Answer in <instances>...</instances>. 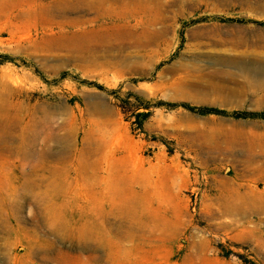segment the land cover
<instances>
[{
    "label": "rangeland",
    "instance_id": "rangeland-1",
    "mask_svg": "<svg viewBox=\"0 0 264 264\" xmlns=\"http://www.w3.org/2000/svg\"><path fill=\"white\" fill-rule=\"evenodd\" d=\"M213 14L243 20L185 24ZM252 18L264 0H0V52L31 65H0V264H264V120L151 105L139 128L117 98L264 110Z\"/></svg>",
    "mask_w": 264,
    "mask_h": 264
},
{
    "label": "trees",
    "instance_id": "trees-1",
    "mask_svg": "<svg viewBox=\"0 0 264 264\" xmlns=\"http://www.w3.org/2000/svg\"><path fill=\"white\" fill-rule=\"evenodd\" d=\"M242 21L243 19H237L232 16H223L218 14L208 15L204 16L202 19L200 17H190L186 20L185 24H194L196 22L200 21ZM247 21L255 22V23H262L264 20L261 19H247ZM181 32V31H180ZM183 37V34L180 35ZM8 61L14 62L18 65H25L30 67V60L27 57L24 56H14L9 52H0V65L4 64ZM162 62L158 63V66L161 65ZM33 71L40 76L44 81L50 83L52 81H58L66 77L65 72H62L59 77H50L46 75L43 71H41L38 68H32ZM78 83L80 85L85 86H91L96 87L99 89L106 90L108 92H114L115 89L108 88L104 84L88 79V78H79ZM118 102L120 106L122 107V110L127 112L131 111L134 114V124L138 126L139 128H142L143 121L146 116L149 114V108L151 105L155 106H161L165 108H184L186 110H189L191 112H195L201 115H210V114H216V115H224L234 118H248V119H258V120H264V110H248V109H229L214 105H208V104H196L192 103L190 101L186 100H167V99H157L153 103H150L149 100H147L142 95L133 92V91H126L123 95H117ZM250 264H258V263H250Z\"/></svg>",
    "mask_w": 264,
    "mask_h": 264
},
{
    "label": "bare ground",
    "instance_id": "bare-ground-1",
    "mask_svg": "<svg viewBox=\"0 0 264 264\" xmlns=\"http://www.w3.org/2000/svg\"><path fill=\"white\" fill-rule=\"evenodd\" d=\"M70 9V8H69ZM260 36V39H263V41L262 42H264V35H259ZM237 38H239V37H237ZM240 41V40H239ZM238 41V42H239ZM257 42V41H256ZM244 43V42H243ZM243 43H240V44H243ZM253 43H254V41H253ZM260 43V42H259ZM237 44V43H236ZM245 44V43H244ZM243 44V45H244ZM256 44V43H255ZM239 45V44H238ZM251 45V44H250ZM257 46V45H256ZM260 46L261 47H264V43L263 44H260ZM264 64V63H263ZM261 65H262V63H261ZM261 68V67H260ZM261 69H264V68H261ZM260 70V69H259ZM263 71V70H262ZM106 144V143H105Z\"/></svg>",
    "mask_w": 264,
    "mask_h": 264
}]
</instances>
